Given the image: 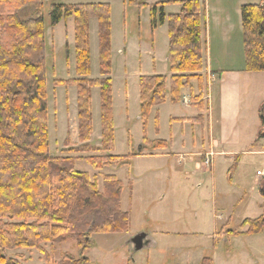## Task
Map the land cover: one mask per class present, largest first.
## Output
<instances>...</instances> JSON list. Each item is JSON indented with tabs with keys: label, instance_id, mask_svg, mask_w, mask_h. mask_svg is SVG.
<instances>
[{
	"label": "rangeland",
	"instance_id": "1",
	"mask_svg": "<svg viewBox=\"0 0 264 264\" xmlns=\"http://www.w3.org/2000/svg\"><path fill=\"white\" fill-rule=\"evenodd\" d=\"M132 1L135 3L130 0L60 1L66 4L111 5L115 147L111 152L95 150L102 146L103 128L101 89L94 86L91 97L93 132L89 141L94 149L71 152L82 144L79 136L78 89L75 84H56V81L80 78L76 67L74 18H65L53 26L50 16L53 1L44 0L50 151L54 156L78 157L76 169L87 173L101 191L105 175H116L124 184V209L132 214L128 232L94 233V245L86 251L85 256L90 259V264H199L204 257H210L214 264H264V232L246 234L248 227L242 226L246 219H257L264 215V197L259 191L264 176L258 174L259 170L264 171V140L259 139L260 110L264 105V72L246 70L249 78L242 79L240 116L235 122L237 129L231 131L235 144L224 145L227 150L235 151L232 156L217 153L213 165L208 166L204 162L205 154L180 158L175 153L168 155L170 161L163 154L151 155L150 152L161 148L164 152H195L193 139L201 143L203 133L209 144V112L208 108L200 109L192 100V104L183 103L182 99L173 103L169 96V80L167 101L153 106L146 121L142 118L140 79L154 75H166L170 79V37L168 21L159 24L156 29L152 28L153 8H160L157 0ZM238 1L210 0V3L217 8L232 9ZM200 2L205 23L207 0ZM173 4L176 2L165 5ZM164 9L167 16L179 10L177 7ZM233 11L230 12L231 17ZM19 14L24 21L31 19L35 16V7L25 6ZM205 28L206 24H203V32ZM237 38L236 32L229 37L226 44L228 51L235 57L241 48L236 46L242 43L241 56L246 64L243 29L242 41ZM208 47L210 45H206L204 40L205 66ZM223 56L225 60L228 53L224 52ZM241 56L235 57V60H240ZM90 57L88 77L102 78L97 17L90 19ZM201 75L204 77L203 85L198 77L192 78L190 88L185 90L190 98L191 95H202L204 105L210 107L211 78L205 75L204 68ZM201 113L206 116L204 126L203 121L189 120ZM184 118L187 120H182ZM213 131L220 138V129L216 124ZM171 139L176 141L175 145ZM157 140L168 141V148L155 149L146 143ZM133 152L143 153L134 156L127 165L114 161L111 165L96 168L86 158L107 154L124 156ZM235 153L239 154L235 156ZM197 162H200L199 167ZM141 233L151 239V244L136 251L130 240ZM42 246L52 256L53 264H60L65 258L80 263V250L69 237L62 242ZM6 253L23 264L47 262L46 255L35 248L8 249Z\"/></svg>",
	"mask_w": 264,
	"mask_h": 264
},
{
	"label": "trees",
	"instance_id": "2",
	"mask_svg": "<svg viewBox=\"0 0 264 264\" xmlns=\"http://www.w3.org/2000/svg\"><path fill=\"white\" fill-rule=\"evenodd\" d=\"M52 1L50 16L53 26L70 17L74 18L75 24L76 67L80 78L56 81V84H75L78 89L82 144L71 152L94 149L89 144L93 132L91 97L94 86L101 89L103 128L102 146L95 150L111 152L115 147L111 5ZM169 2L182 4V11L167 16L164 6ZM158 4L160 8L155 6L152 11V28L168 21V63L173 75L170 79L166 75L141 77L140 99L145 121L153 106L167 101L169 80L170 100L178 103L183 90L190 88L192 78L198 77L202 85L204 79L201 75L204 40L200 0ZM28 5L35 7V16L24 21L19 13ZM241 12L246 70L264 72V0L259 4L243 5ZM92 17H97L99 22L100 79L88 77ZM46 74L44 0H0V264H23L6 253L8 249L17 248L39 249L47 257L46 264H53L52 256L42 245L62 242L67 237L80 250L82 257L78 264H90L85 254L94 245V233H126L131 226V214L122 207L124 184L116 175H105L101 191L87 173L76 169L78 157H59L51 153ZM202 97L191 95V100L200 109L205 108ZM260 118L259 139L264 140V105ZM189 120L201 121L203 116ZM146 143L155 149L168 146L164 140ZM142 153L86 158L91 165L101 168L114 161L127 165L134 156ZM259 191L264 197V179ZM242 226L248 227L246 234L263 233L264 215L246 219ZM60 264L76 263L65 258ZM199 264L214 263L210 257H204Z\"/></svg>",
	"mask_w": 264,
	"mask_h": 264
},
{
	"label": "crops",
	"instance_id": "3",
	"mask_svg": "<svg viewBox=\"0 0 264 264\" xmlns=\"http://www.w3.org/2000/svg\"><path fill=\"white\" fill-rule=\"evenodd\" d=\"M158 3L167 2V1H179V0H157ZM201 1V0H200ZM263 0H253V2H243V0H239L237 4H235V8L233 11V16L231 17V10L229 8L221 7L217 8L215 5L210 3V0H207L206 4V12L205 17L206 21L203 24H206L204 38L205 43L208 47V60L206 66L204 65L205 75L211 78V88H210V98L209 103L210 107L207 105L205 109L208 110V126H209V141L207 144L205 140L204 133L202 135L203 141L201 143H197L195 139L194 142V150L195 152L189 153L185 151L174 152L172 150H153L150 152L151 155L163 154L168 157V161H170L171 157L168 156L170 154H179L180 158H186L193 156H203L209 150L220 149V151H215L216 154H225L232 156L235 152L234 150H227L224 145L229 143L230 145H234L233 143V133L237 129V124L235 123L237 118L240 116V99H241V91L240 87L242 86V79H248V72L246 71V64L244 63V58L241 56L243 45L242 43H238L236 47H241L240 51L236 53V56H241L240 60H235L233 53L228 51L229 37L233 35L235 32L238 35L237 40L242 41V29H243V20H242V12L241 8L246 4H259ZM164 7H177L179 10L176 13H180L182 11V4L176 3L173 5H165ZM175 12H171L173 14ZM203 18V17H202ZM234 20V21H233ZM240 37V39H239ZM234 39V38H233ZM224 52L228 53V56L225 60ZM244 52V51H243ZM227 59H230L227 60ZM250 74V73H249ZM173 73L171 74V76ZM170 76V77H171ZM252 76V75H251ZM215 86V88H213ZM187 89V88H186ZM183 103H191L190 94H188L187 90H183ZM214 97V98H213ZM215 99V100H214ZM181 101V102H182ZM205 104V103H204ZM204 109V110H205ZM203 110V111H204ZM203 116V126L205 125L206 116L201 113ZM199 115V116H200ZM182 118V117H181ZM174 119H180L179 117H174ZM215 124L220 129V138H217L214 134ZM236 124V125H235ZM239 128V127H238ZM204 129V128H203ZM231 134V137H230ZM232 141V142H231ZM168 142V141H167ZM173 145H175L176 141L171 139ZM185 145V143L183 144ZM209 145V147H207ZM224 147V148H222ZM168 148V147H166ZM165 148V149H166ZM209 148V150H208ZM239 153H235L237 156ZM192 155V156H191ZM231 162V161H229ZM197 166H200V162H197ZM122 207L123 210L129 212L131 211L125 210L122 199ZM131 223H132V214H131Z\"/></svg>",
	"mask_w": 264,
	"mask_h": 264
},
{
	"label": "water",
	"instance_id": "4",
	"mask_svg": "<svg viewBox=\"0 0 264 264\" xmlns=\"http://www.w3.org/2000/svg\"><path fill=\"white\" fill-rule=\"evenodd\" d=\"M131 245L134 250H140L144 247H148L151 244V239L145 233L134 236L131 240Z\"/></svg>",
	"mask_w": 264,
	"mask_h": 264
},
{
	"label": "built area",
	"instance_id": "5",
	"mask_svg": "<svg viewBox=\"0 0 264 264\" xmlns=\"http://www.w3.org/2000/svg\"><path fill=\"white\" fill-rule=\"evenodd\" d=\"M215 155H216V152L214 150H211V151L205 153V155H204L205 164L208 165V166H212L213 162H214ZM258 174L260 176H264V171L259 170Z\"/></svg>",
	"mask_w": 264,
	"mask_h": 264
}]
</instances>
